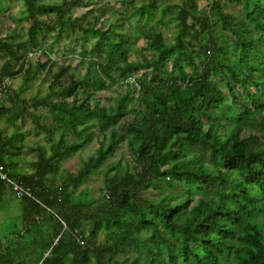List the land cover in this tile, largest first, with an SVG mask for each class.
<instances>
[{"label": "trees", "instance_id": "obj_1", "mask_svg": "<svg viewBox=\"0 0 264 264\" xmlns=\"http://www.w3.org/2000/svg\"><path fill=\"white\" fill-rule=\"evenodd\" d=\"M70 1L82 2L22 0L5 16L18 29L0 36V165L38 201L17 195L22 225H7L0 177V264H264V0H131L144 24L155 18L138 60L124 22H100L108 3L76 15ZM167 14L172 41L156 29ZM63 36L79 63L52 56L76 51ZM37 50L45 59L33 62ZM40 70L46 93L26 96ZM19 75L17 88L3 82ZM27 119L45 140L25 152ZM95 140L78 169L62 168ZM122 143L131 162H110ZM102 166L96 198L79 188ZM32 235L41 250L21 247Z\"/></svg>", "mask_w": 264, "mask_h": 264}, {"label": "rangeland", "instance_id": "obj_2", "mask_svg": "<svg viewBox=\"0 0 264 264\" xmlns=\"http://www.w3.org/2000/svg\"><path fill=\"white\" fill-rule=\"evenodd\" d=\"M48 2H54V1H60V0H45ZM131 0H125L122 2V0H82V2H74L70 1L73 11L76 15H79L85 11H88L93 4H109V10L107 11L105 18H101V23L103 24V27H106L110 21L112 22H124V29L127 30L130 34V39H131V47L133 48L134 52L132 54V59L138 60L141 58V53L139 51L140 48L144 47L146 45L145 41V32L150 29L154 24H155V18L152 20L148 21V23L144 24L143 19L139 18L137 15H133V10L134 6L130 4ZM136 3L141 2V0H135ZM167 2L170 1H180V0H166ZM11 7L8 5V9L6 10V15H12L15 16L16 14L20 13V8L22 6V0H18L14 3H11ZM200 6L204 8L205 10L208 9L209 7V0H201L200 1ZM19 9V10H18ZM229 9L237 12L239 15H241V11L238 9V6L235 4H231L229 6ZM113 12H118L120 15H114ZM10 13V14H7ZM164 21L167 22V24H160L157 26V30H161L162 33L165 35V38L167 41H172L174 34L176 32V20L173 18H169V14L164 16ZM11 28V33L16 35V26L13 23V20H5L3 22L2 27L0 28V32L3 36H6L8 34V31H10ZM230 34V33H229ZM20 36L24 39L26 38L25 32L20 33ZM48 41L49 37H47V42L44 43V47H48ZM74 43V41H73ZM71 43L68 39L67 36H63V42H62V47L63 49H74L76 50L75 52H70L71 54L69 55H64L62 49L57 51L56 53H52L53 57H57L59 62L62 61H69L73 64H77L80 62V56L78 55V50L79 46ZM51 48L56 49V44H53ZM150 54V52H146ZM69 56V57H68ZM67 57V58H66ZM30 60L35 62L38 59L44 60L45 56L37 50L36 53H32L31 56H29ZM66 58V59H65ZM84 71V68L81 69ZM144 69H141L139 71H136L134 73L135 76H139ZM7 84H11L13 87H18L22 83V77L18 76L15 78H11L7 80ZM131 83H134L137 85V82L134 80V78H131L129 80ZM47 85H48V78L47 74L45 71L40 70L39 76L31 81L28 85L27 88L24 92L26 96L34 95V94H45L47 91ZM125 88V84L123 83H118L114 85L113 87L107 89L104 91L102 94L103 96H113L116 95L117 91H121ZM138 103L136 102L135 105ZM3 124V123H0ZM24 127H31L30 128V133L29 136L26 137V140L24 142V151L26 152L28 150V145H35L38 141L45 140L44 138V132H42L40 129H37L33 126V121L31 119H27L26 123L24 124ZM23 127V128H24ZM12 130L11 127L6 128V131L9 133ZM96 135H99V131L95 130ZM97 146V140L94 142L88 144L85 146L83 149H81L79 152H77L75 155L65 159L62 163V168L68 169L70 171H75L78 169L82 161L92 155L94 153V150ZM36 154L33 152H30L28 155V159L34 158ZM110 162H116L120 161L121 165H125L127 162H131V152L128 150L127 146L125 143H122L121 146L116 150L115 155L110 157L108 159ZM104 166H102L99 170H97L94 174L90 176V178L80 186L79 189L81 188H89L91 190V193L94 197H100V189L104 187ZM60 182V179H58L57 183ZM149 195H153V192L150 191L148 193ZM9 198V199H8ZM8 198L6 200L5 205H2V208L6 209L1 218L5 220V223L10 226L22 225V220L20 217V214L22 212V202L19 199L17 195H15L14 191L9 190L8 192ZM17 227V229H19ZM44 231L50 232L49 229L46 226H43ZM47 234H45V238L48 239ZM34 239V243L28 244L27 242L22 243L21 247L22 248H34L37 251L42 249V241L40 236H35L32 235ZM41 242V243H39Z\"/></svg>", "mask_w": 264, "mask_h": 264}, {"label": "built area", "instance_id": "obj_3", "mask_svg": "<svg viewBox=\"0 0 264 264\" xmlns=\"http://www.w3.org/2000/svg\"><path fill=\"white\" fill-rule=\"evenodd\" d=\"M0 88H1V86H0ZM0 177L7 182V184L10 186V188L12 189V191H14V193L16 195H18L20 197L26 196V197L33 198L36 201H38V199L33 194V189L31 186L26 184L23 180L10 178L3 171V166H1V165H0ZM65 227H66V225H65Z\"/></svg>", "mask_w": 264, "mask_h": 264}, {"label": "crops", "instance_id": "obj_4", "mask_svg": "<svg viewBox=\"0 0 264 264\" xmlns=\"http://www.w3.org/2000/svg\"><path fill=\"white\" fill-rule=\"evenodd\" d=\"M8 5H9V7H11L12 8V6H11V3H10V1H8ZM8 7V6H7ZM19 10V9H18ZM7 14H10V13H7ZM6 15H1L0 16V28L2 27V25H3V22H4V19L5 20H9V18H6L5 17ZM8 16H12V15H8ZM11 32V28H10V31H8V33H10ZM0 36L1 37H4L2 34H1V32H0ZM32 55V53H30L29 54V56H31ZM7 60H8V57L7 56H5V55H1L0 54V71H1V69L4 67V65H6V62H7ZM20 77H22V75H19ZM16 77H18V76H16ZM11 78H15V77H11ZM11 78H4V83L6 84L8 81V79H11ZM22 84V83H21ZM20 84V85H21ZM7 85H9V86H11V87H13L10 83L9 84H7ZM19 85V86H20ZM18 86V87H19ZM13 88H17V87H13ZM26 123V121L24 122V124ZM24 124L23 125H21V126H19L20 127V129L22 130V131H26L27 132V137L29 136V133H30V128L31 127H24ZM10 127V126H9ZM8 127V128H9ZM24 127V128H23ZM5 128H7L6 126H5ZM12 128V127H11ZM13 129V128H12ZM12 131V130H11ZM10 131V132H11ZM42 141H44L43 139H42ZM23 164V166H25L26 167V164L25 163H22Z\"/></svg>", "mask_w": 264, "mask_h": 264}]
</instances>
